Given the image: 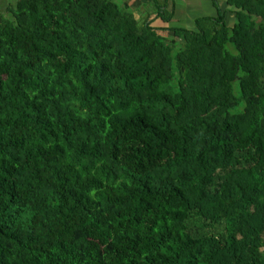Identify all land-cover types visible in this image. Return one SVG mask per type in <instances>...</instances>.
<instances>
[{
	"label": "trees",
	"instance_id": "trees-1",
	"mask_svg": "<svg viewBox=\"0 0 264 264\" xmlns=\"http://www.w3.org/2000/svg\"><path fill=\"white\" fill-rule=\"evenodd\" d=\"M211 1L0 0V264H264V0Z\"/></svg>",
	"mask_w": 264,
	"mask_h": 264
},
{
	"label": "rangeland",
	"instance_id": "rangeland-1",
	"mask_svg": "<svg viewBox=\"0 0 264 264\" xmlns=\"http://www.w3.org/2000/svg\"><path fill=\"white\" fill-rule=\"evenodd\" d=\"M118 4H122L123 0H115ZM127 1L131 6L132 9L138 8L141 6L142 2L145 3H149V0H125ZM183 1V2H182ZM177 0V5H180L182 7H184V11H185V15L183 16V20H184V25L185 27H187L188 29H195L196 26L194 24V19L196 17L202 16V15H209V14H216V10L215 7L212 6L211 4V0H186V2L184 0ZM225 0H218V3L220 5H223ZM141 3V4H139ZM145 8V7H144ZM149 10H151V7H147ZM140 11L143 10L142 7H140L139 9ZM135 16L136 17H140V14L138 13V11H134ZM233 15L228 13L227 17V21L229 23L232 22V17ZM161 23L159 20L155 21V24H159ZM178 24V23H177ZM262 253L264 255V247L261 249Z\"/></svg>",
	"mask_w": 264,
	"mask_h": 264
},
{
	"label": "crops",
	"instance_id": "crops-1",
	"mask_svg": "<svg viewBox=\"0 0 264 264\" xmlns=\"http://www.w3.org/2000/svg\"><path fill=\"white\" fill-rule=\"evenodd\" d=\"M182 1V0H180ZM186 2V0H184ZM183 2V1H182ZM173 3L175 4L174 14L172 19H174L175 22H178L177 25H184L183 16L185 15L184 7L177 5V0H173ZM212 4V1H211ZM213 6V4H212ZM209 15H215L214 13Z\"/></svg>",
	"mask_w": 264,
	"mask_h": 264
}]
</instances>
